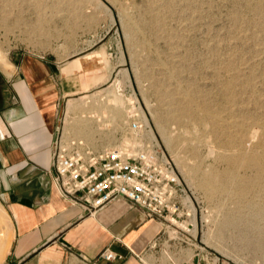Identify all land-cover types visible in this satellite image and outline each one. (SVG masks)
Returning <instances> with one entry per match:
<instances>
[{"label": "rangeland", "instance_id": "obj_1", "mask_svg": "<svg viewBox=\"0 0 264 264\" xmlns=\"http://www.w3.org/2000/svg\"><path fill=\"white\" fill-rule=\"evenodd\" d=\"M106 1L0 0V70L89 54L59 131L94 149L134 140L132 102L147 120L195 202L196 239L144 264H264V0ZM9 224L0 200V264Z\"/></svg>", "mask_w": 264, "mask_h": 264}, {"label": "crops", "instance_id": "obj_2", "mask_svg": "<svg viewBox=\"0 0 264 264\" xmlns=\"http://www.w3.org/2000/svg\"><path fill=\"white\" fill-rule=\"evenodd\" d=\"M78 54H24L0 70V200L10 221L3 264H144L166 241L162 223L127 199L89 212L53 183L60 106L82 92L73 61L89 54L70 59ZM106 249L122 258H100ZM180 264L201 262L194 254Z\"/></svg>", "mask_w": 264, "mask_h": 264}, {"label": "built area", "instance_id": "obj_3", "mask_svg": "<svg viewBox=\"0 0 264 264\" xmlns=\"http://www.w3.org/2000/svg\"><path fill=\"white\" fill-rule=\"evenodd\" d=\"M126 132L132 142L94 149L77 137L65 138L56 127L52 162V180L57 190L89 212L122 197L143 209L146 216L159 220L166 241L193 245L196 226L195 202L186 192L177 168L153 133L147 120L132 102L127 114ZM173 229V236L167 229ZM104 260L122 258L106 249Z\"/></svg>", "mask_w": 264, "mask_h": 264}, {"label": "bare ground", "instance_id": "obj_4", "mask_svg": "<svg viewBox=\"0 0 264 264\" xmlns=\"http://www.w3.org/2000/svg\"><path fill=\"white\" fill-rule=\"evenodd\" d=\"M3 63H4V62H3ZM3 65H4V68L9 67L8 64H6V63L3 64ZM7 69H8V68H7ZM116 98H117V97H116ZM113 100H114V99H113ZM116 100L119 101L118 98H117ZM117 104H118V103H117ZM130 106H131V105H130ZM3 255H5V254H3ZM1 258H2V254H1V252H0V259H1Z\"/></svg>", "mask_w": 264, "mask_h": 264}, {"label": "water", "instance_id": "obj_5", "mask_svg": "<svg viewBox=\"0 0 264 264\" xmlns=\"http://www.w3.org/2000/svg\"><path fill=\"white\" fill-rule=\"evenodd\" d=\"M101 1L104 2L105 4L109 5V3L106 0H101Z\"/></svg>", "mask_w": 264, "mask_h": 264}]
</instances>
